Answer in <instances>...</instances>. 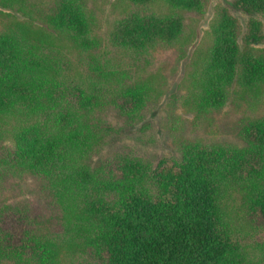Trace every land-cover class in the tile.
Returning <instances> with one entry per match:
<instances>
[{"label":"trees","instance_id":"obj_1","mask_svg":"<svg viewBox=\"0 0 264 264\" xmlns=\"http://www.w3.org/2000/svg\"><path fill=\"white\" fill-rule=\"evenodd\" d=\"M88 1L0 0V264H264V117L243 122L241 147L181 140L158 162L126 146L100 158L156 100L157 70L183 53L186 15L205 1L121 0L105 40ZM259 14L264 0L214 8L189 108L264 101Z\"/></svg>","mask_w":264,"mask_h":264},{"label":"rangeland","instance_id":"obj_2","mask_svg":"<svg viewBox=\"0 0 264 264\" xmlns=\"http://www.w3.org/2000/svg\"><path fill=\"white\" fill-rule=\"evenodd\" d=\"M205 6L202 14H188L185 23L190 30L189 44L180 55L173 58L157 70L156 77L157 97L151 100L142 110V119L131 128L123 132L119 137H114L112 143L105 147L101 153V159L107 156L108 150H120L124 146L139 153L146 154L152 161L170 158L177 154V145L181 140L227 143L241 147L243 143L238 138L243 122L247 118L260 119L264 117V101L254 107H246L228 103L216 112L198 113L185 104L188 95L190 81L189 74L192 71L190 62L194 51L205 49L209 44V22L214 8L223 5L230 8L232 0H204ZM123 2V1H122ZM121 0H89L88 5L93 8L98 18L97 31L105 40L106 34L120 14L124 3ZM220 3V4H219ZM240 17L245 24L247 17L238 13H232ZM261 24V33L264 36V15L253 17ZM263 50L264 39L257 45ZM180 56V57H179ZM156 72V71H154ZM162 77V78H161ZM108 121L118 129L120 120L114 115H107ZM104 155V156H103ZM100 159V160H101ZM99 160H96L98 162ZM10 183L2 184L3 189L13 192L16 198L27 197L24 191L10 190ZM17 184H19L17 182Z\"/></svg>","mask_w":264,"mask_h":264}]
</instances>
